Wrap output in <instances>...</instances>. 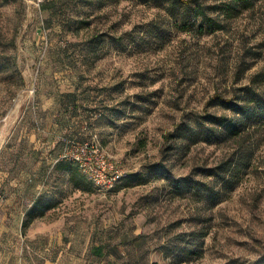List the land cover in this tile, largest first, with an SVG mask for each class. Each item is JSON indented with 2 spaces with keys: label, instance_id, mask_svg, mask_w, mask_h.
Wrapping results in <instances>:
<instances>
[{
  "label": "rangeland",
  "instance_id": "374dc122",
  "mask_svg": "<svg viewBox=\"0 0 264 264\" xmlns=\"http://www.w3.org/2000/svg\"><path fill=\"white\" fill-rule=\"evenodd\" d=\"M184 1L0 0V171L32 170L48 137L95 141L125 178L76 186L37 157L39 223L123 264H264V0L229 19L225 0Z\"/></svg>",
  "mask_w": 264,
  "mask_h": 264
},
{
  "label": "crops",
  "instance_id": "0c3cea01",
  "mask_svg": "<svg viewBox=\"0 0 264 264\" xmlns=\"http://www.w3.org/2000/svg\"><path fill=\"white\" fill-rule=\"evenodd\" d=\"M56 145L52 137L34 143L24 162L32 164L28 172L19 169L21 161L15 170L13 164L0 171V264H123L106 241L93 242L87 231H78L75 225L64 220L47 224L39 223L40 218L27 220L41 193L37 157H41L40 165L51 164L46 157L50 152L57 156L61 145Z\"/></svg>",
  "mask_w": 264,
  "mask_h": 264
},
{
  "label": "built area",
  "instance_id": "2783aa9c",
  "mask_svg": "<svg viewBox=\"0 0 264 264\" xmlns=\"http://www.w3.org/2000/svg\"><path fill=\"white\" fill-rule=\"evenodd\" d=\"M61 141L63 148L58 160L76 165L81 175L97 191H110L124 179L123 171L106 159L95 141H79L69 137Z\"/></svg>",
  "mask_w": 264,
  "mask_h": 264
},
{
  "label": "trees",
  "instance_id": "16d2710c",
  "mask_svg": "<svg viewBox=\"0 0 264 264\" xmlns=\"http://www.w3.org/2000/svg\"><path fill=\"white\" fill-rule=\"evenodd\" d=\"M255 1H260V0H225V3H223L222 6V10H221V14L222 16H224V18L229 19L232 17H236L238 16L242 10H247L249 8L252 7L253 3ZM180 2H185L184 0H180ZM204 14V13H203ZM204 18L206 20H208V22L217 29L222 28V25L215 21L214 19H211L209 17H207V15H204ZM233 100L236 99H225L222 96H220L219 94H214L210 100L208 101V104H217V105H221L223 107H229L230 105L233 104ZM217 124L218 125H225V128L227 130H229L230 133L232 134H236L239 130V125L233 123V122H229V123H225L226 120L223 119V117H218L217 119ZM72 138V137H69ZM74 139V138H73ZM60 152L57 154V156L55 157L56 159V163H66L69 164L70 166L66 168V171L69 172L73 178H79V181L77 179L75 185L78 186L80 185L82 182L80 181V177H78V173L81 176L82 179L86 180L87 182H89L84 176L81 175V173L79 172L78 168L76 167V165H74L73 163L70 162H65V161H61L58 160L59 155L62 151L63 148V143L62 141H60ZM125 178V177H124ZM81 179V180H82ZM90 183V182H89ZM91 184V183H90ZM36 207L32 208L30 211L27 212V220H32L34 218H41L44 216L45 212L49 209H51L53 207V204L51 202H44L41 198H39L36 203H35Z\"/></svg>",
  "mask_w": 264,
  "mask_h": 264
}]
</instances>
